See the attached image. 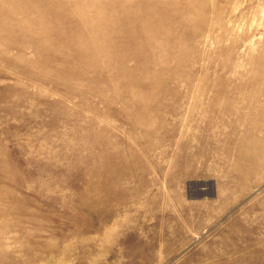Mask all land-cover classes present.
I'll list each match as a JSON object with an SVG mask.
<instances>
[{"label":"rangeland","instance_id":"1","mask_svg":"<svg viewBox=\"0 0 264 264\" xmlns=\"http://www.w3.org/2000/svg\"><path fill=\"white\" fill-rule=\"evenodd\" d=\"M0 264H264V0H0Z\"/></svg>","mask_w":264,"mask_h":264}]
</instances>
